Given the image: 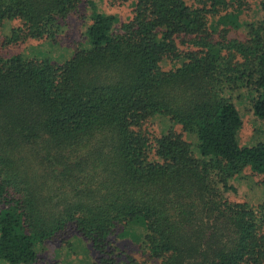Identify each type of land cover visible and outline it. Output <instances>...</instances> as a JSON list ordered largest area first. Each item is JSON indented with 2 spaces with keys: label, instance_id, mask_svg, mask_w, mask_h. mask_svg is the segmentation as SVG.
I'll return each mask as SVG.
<instances>
[{
  "label": "trees",
  "instance_id": "obj_1",
  "mask_svg": "<svg viewBox=\"0 0 264 264\" xmlns=\"http://www.w3.org/2000/svg\"><path fill=\"white\" fill-rule=\"evenodd\" d=\"M84 1L0 0V264L54 242L96 264H264V196L228 198L246 171L264 189V0L251 17L244 0H107L130 1L122 22L89 1L64 63L5 52L60 44ZM240 101L262 125L245 146Z\"/></svg>",
  "mask_w": 264,
  "mask_h": 264
},
{
  "label": "rangeland",
  "instance_id": "obj_2",
  "mask_svg": "<svg viewBox=\"0 0 264 264\" xmlns=\"http://www.w3.org/2000/svg\"><path fill=\"white\" fill-rule=\"evenodd\" d=\"M89 1H92L95 4L98 12L113 14L121 22L126 20L129 16L131 6L130 1L122 2L121 4H116L114 6H108L107 0H85L83 5L67 18V31L60 44H55L53 42L49 43L46 41H33L24 45L9 47L5 52L8 54L21 53L24 56L37 55L42 58H49L53 62L59 64L64 63L73 56L74 46L80 41L81 36L84 35L85 30L89 25L90 11L87 6ZM244 3L247 4L249 17H251L252 14L257 13L258 0H244ZM230 35L238 38L242 37L241 32H237V34L232 32ZM237 107L242 118L239 143L241 146L252 144L255 137L258 139L257 130L262 128V125L256 121L246 103L241 101L237 102ZM258 181V177L251 176L250 173L246 171L243 174L242 179L234 183L236 193L229 195V200L238 203L245 202L250 205L258 204L264 196V189L258 185ZM71 240L76 243L80 242H78L76 238H71ZM58 246V242L45 244L44 248L42 250L40 249V260L37 264H49L54 260L61 261L64 264L97 263V255L91 250L84 249L80 244L76 246L78 249H74L73 245H71L72 247H68L67 244L64 245L63 248ZM116 246L123 255H130L133 258L142 259L139 250L131 242L127 240H118Z\"/></svg>",
  "mask_w": 264,
  "mask_h": 264
}]
</instances>
